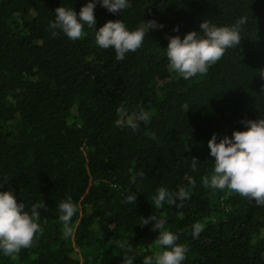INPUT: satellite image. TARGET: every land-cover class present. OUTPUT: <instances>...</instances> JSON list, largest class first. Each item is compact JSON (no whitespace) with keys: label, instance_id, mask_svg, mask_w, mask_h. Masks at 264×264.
Here are the masks:
<instances>
[{"label":"trees","instance_id":"obj_1","mask_svg":"<svg viewBox=\"0 0 264 264\" xmlns=\"http://www.w3.org/2000/svg\"><path fill=\"white\" fill-rule=\"evenodd\" d=\"M85 3L0 0V191L35 208L42 229L0 264H124L118 241L142 264L159 250L155 221L142 223L151 216L185 246L183 264H264V203L202 182L213 171L211 136L264 116V0H130L115 14L97 3V29L117 19L130 30L157 24L122 60L96 44L94 27L78 40L49 27L57 7ZM241 17L240 44L205 74L184 80L170 70L169 37ZM139 107L150 120L132 130L126 121ZM161 187L188 198L155 208ZM68 197L77 205L71 238L58 208ZM196 222L204 227L194 238Z\"/></svg>","mask_w":264,"mask_h":264},{"label":"clouds","instance_id":"obj_2","mask_svg":"<svg viewBox=\"0 0 264 264\" xmlns=\"http://www.w3.org/2000/svg\"><path fill=\"white\" fill-rule=\"evenodd\" d=\"M97 3L115 14L128 8L130 0H87L79 12L74 8L59 6L54 10V20L49 27L53 30L59 29L71 40L82 37L85 25L94 27L96 44L100 48L114 49L118 60L140 48L149 29L157 27L155 21L144 20L141 25L130 30L124 22L117 19L109 20L97 29L94 16ZM246 22L244 17L230 26H217L202 21L198 31H188L182 38L179 35L169 37L164 49L170 70L184 80L205 74L208 67L219 60L226 49L240 44V26ZM259 76L264 77V69L259 71ZM149 120L150 113L139 107L134 116L127 119L126 124L132 130H136L140 122L146 123ZM242 123L245 130H233L231 136L225 135L219 140L216 134H213L208 140L209 155L213 158L214 164L212 174L202 177V182L213 189L237 192L261 204L264 203V116ZM196 166L194 161L192 167L195 169ZM184 177L187 178V175ZM189 180L193 182L192 179ZM188 195L184 188H179L175 194H171L166 188L161 187L157 190L152 204L155 208H160L165 202L184 200ZM135 200L134 192H130L125 198V202L131 204H134ZM58 208L64 237L71 238L74 235V227L70 222L77 212V205L68 197L59 203ZM153 220L155 221L153 229L158 230L155 243L159 250L145 256L142 264H183L185 246L176 243L178 237L165 227L164 218L151 216L145 218L142 223L147 224ZM203 227L200 222L192 225L194 238ZM41 230L35 208L28 212L23 202H17L11 189L0 191V254L10 256L22 248L30 247L34 236ZM116 246L124 253V264H134L135 255L132 254L131 246L122 241L116 242Z\"/></svg>","mask_w":264,"mask_h":264}]
</instances>
